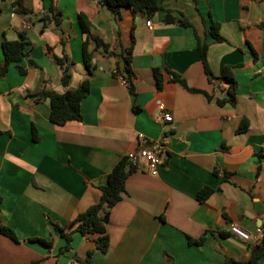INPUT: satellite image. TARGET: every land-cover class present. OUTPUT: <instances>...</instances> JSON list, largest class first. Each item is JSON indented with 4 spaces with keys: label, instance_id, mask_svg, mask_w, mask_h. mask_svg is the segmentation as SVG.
Returning <instances> with one entry per match:
<instances>
[{
    "label": "crops",
    "instance_id": "1",
    "mask_svg": "<svg viewBox=\"0 0 264 264\" xmlns=\"http://www.w3.org/2000/svg\"><path fill=\"white\" fill-rule=\"evenodd\" d=\"M14 1L0 0V64L3 41L23 32L30 44L0 78V224L17 237L0 231V264H81L89 251L94 264L247 260L250 243L230 227L255 234L264 226V0H158L188 26L167 23L164 10L123 7L116 17L100 0H24L33 11L27 15L15 11ZM52 6L62 13L57 28L42 20ZM80 13L109 49L90 42L83 119L58 125L50 120L49 101L34 94L44 86L75 90L89 77ZM212 23L219 25L220 42L210 34ZM132 37L134 92L120 83ZM64 55L67 85L58 62ZM225 67L237 81L234 101ZM159 101L171 122L160 117ZM164 139L168 158L158 175L140 158L111 210L108 252L96 248V236L79 232L65 249L50 220L71 230L76 216L98 202L99 187L119 160ZM205 188L213 192L202 201L198 193Z\"/></svg>",
    "mask_w": 264,
    "mask_h": 264
},
{
    "label": "trees",
    "instance_id": "2",
    "mask_svg": "<svg viewBox=\"0 0 264 264\" xmlns=\"http://www.w3.org/2000/svg\"><path fill=\"white\" fill-rule=\"evenodd\" d=\"M3 1V0H1ZM101 3L108 8V10L116 17L121 16V9L123 7H129L134 13L135 12H146L149 10L166 11L165 21L167 23L178 22L181 25L188 26L190 23L185 19H175L169 10L164 9L158 0H100ZM15 11L20 14L27 15L33 11L26 8L24 5V0L14 1ZM2 14V9L0 7V16ZM61 11L56 10L53 6L48 11V14L42 18L45 22L52 21L57 28L61 22ZM78 21L81 26L82 32L84 34L83 41V59L86 68L89 73V77L82 83V85L75 90H66L63 93L56 92L46 86H44L39 92L34 94L38 100H48L51 107L50 120L54 124L64 125L73 121H82V101L90 93L91 83L90 79L92 76V57L93 53L89 51L88 47L90 42H94L96 46L104 48L108 51L109 45L105 43L101 38L95 36L91 33V22L88 17L80 13L78 15ZM210 34L212 35L214 41L220 42L223 37L219 33V25L217 23H212ZM134 37H132L131 44L127 49L126 53L122 55L124 60V68L121 71L122 75L127 78L129 86L132 92L133 85L132 80L134 74L131 69V58L132 51L134 47ZM29 41L26 35L21 32L20 38L14 41H3L2 51L4 55L5 62L0 64V78L4 77L9 70L10 64H18L22 57L25 55V48L29 45ZM202 61L204 65H207V47L202 45L199 47ZM67 56L64 55L63 58H58L59 64L62 66L63 83L68 84L70 80V67L66 63ZM21 73H25L23 67L18 66ZM224 80L228 83V94L230 101L235 100V93L237 88V81L235 79L233 69L231 67H225L222 73ZM37 138L36 134L34 136ZM128 168L130 170L128 171ZM135 169V165L129 160V157H123L118 163L113 167L107 177V183L101 185L99 188L101 190V196L98 202L91 205L87 210L78 214L74 221L71 223V230H67L66 226H61L58 223L50 220V224L54 229L66 239L67 244L65 249H70L72 235L74 232H79L85 237L94 238L96 243V248L102 252L107 253L110 248V238L107 233V225L110 221V213L112 208L122 199L123 194L126 192V181L129 174ZM213 192L210 188H205L198 193V198L200 200H205ZM2 202V197L0 196V204ZM0 231L13 240H17L14 231L4 224H0ZM34 240L40 241L45 245H51L52 240H46L43 238H34ZM202 242L198 240L196 243ZM92 251L88 252L86 259L78 260L81 264H94L92 261ZM264 257V240L262 243L251 248L250 257L247 260H238L234 257H228L225 264H259L260 260Z\"/></svg>",
    "mask_w": 264,
    "mask_h": 264
},
{
    "label": "built area",
    "instance_id": "3",
    "mask_svg": "<svg viewBox=\"0 0 264 264\" xmlns=\"http://www.w3.org/2000/svg\"><path fill=\"white\" fill-rule=\"evenodd\" d=\"M151 23V20L147 21L148 26H151ZM120 83L125 86L129 85V82L124 75L120 77ZM158 105L161 109L160 117L163 121L171 122L173 117L165 110L164 104L159 101ZM128 157L130 162L134 165L138 163L140 158H142L145 161V166L149 169L150 173L152 175H158L160 165L164 164L168 158V141L164 139L155 146L143 147L138 152L129 154ZM230 231L233 235L250 243L251 248L262 243L264 240V226L255 234L242 229L238 225H232L230 227Z\"/></svg>",
    "mask_w": 264,
    "mask_h": 264
},
{
    "label": "water",
    "instance_id": "4",
    "mask_svg": "<svg viewBox=\"0 0 264 264\" xmlns=\"http://www.w3.org/2000/svg\"><path fill=\"white\" fill-rule=\"evenodd\" d=\"M150 12H152V10L151 11H148L147 13L149 14ZM130 170V168H128V171Z\"/></svg>",
    "mask_w": 264,
    "mask_h": 264
}]
</instances>
